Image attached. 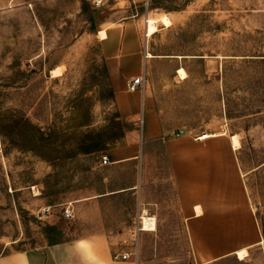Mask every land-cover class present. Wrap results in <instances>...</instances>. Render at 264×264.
<instances>
[{"label": "rangeland", "instance_id": "rangeland-1", "mask_svg": "<svg viewBox=\"0 0 264 264\" xmlns=\"http://www.w3.org/2000/svg\"><path fill=\"white\" fill-rule=\"evenodd\" d=\"M163 14L171 24L145 36L146 19ZM127 19L138 21L140 93L158 132L147 143L143 120L117 112L112 63L101 50L100 31ZM131 131L138 149H160L169 136L236 134L239 147L231 143L263 241L246 247L242 237H213V247L233 242L247 254L203 262L188 237L164 238L157 250H140L138 264H264V0H0V255L80 233L64 204L132 181L133 168L101 162ZM133 204L123 193L104 216L130 218ZM116 240L129 249L138 237Z\"/></svg>", "mask_w": 264, "mask_h": 264}, {"label": "crops", "instance_id": "crops-1", "mask_svg": "<svg viewBox=\"0 0 264 264\" xmlns=\"http://www.w3.org/2000/svg\"><path fill=\"white\" fill-rule=\"evenodd\" d=\"M106 32L107 37L101 38V50L112 63L110 75L117 112L125 121L136 124L143 120L142 142L147 143L158 132L154 116L148 110L146 94L125 89L126 79L143 75L138 21L116 22ZM145 36L148 35L145 33ZM180 68L183 67H178L176 72L184 79L187 73L181 77ZM143 101L146 110L140 118L139 102L141 106ZM203 134L207 133L200 135ZM200 135L169 136L160 149L142 148V145L138 149L135 132H127V144L111 156L104 155L109 158L107 164L115 169L127 165L133 168L132 181L96 194L72 198L64 208L70 206L71 217L82 224L80 233L40 249L2 254L0 264H138L140 250H157L160 239L181 236L190 239L203 262H209L223 254L233 252L236 255L241 248L262 243L239 157L231 143V136L236 134L208 133L207 137L199 139ZM147 158H152L149 159L152 163ZM155 158L161 159L153 160ZM127 192L134 200L133 215L113 223L104 216L105 206ZM39 194L40 191L34 192V195ZM39 198L45 208L50 206V202ZM145 217L154 219L153 228L144 227ZM127 236L138 237V241L129 249L119 247L116 238ZM213 237L221 241V238L242 237L246 247L236 249L233 242L213 247ZM126 251H135V256L125 260L112 258L114 253Z\"/></svg>", "mask_w": 264, "mask_h": 264}, {"label": "bare ground", "instance_id": "bare-ground-1", "mask_svg": "<svg viewBox=\"0 0 264 264\" xmlns=\"http://www.w3.org/2000/svg\"><path fill=\"white\" fill-rule=\"evenodd\" d=\"M158 23H161V24H163L165 26H169L171 24V20L165 14L161 15L159 18H154V17L147 18L146 21H145L146 35L151 36L152 34H154L158 30V27H157ZM99 34H101L99 36H101L102 38L107 37V32H106L105 29H102ZM148 56L152 57V54L148 53ZM179 73H180L181 77H185L186 76V72H185V70L183 68L179 69ZM51 75L52 76H59L60 75L59 68L58 67L57 68H53L51 70ZM207 134L200 135L198 138L199 139H203V138L208 136ZM231 138H232V141H233V145L235 147H239L240 144H239V140L237 138V135H232ZM34 192L38 193L39 190L35 189V187H34ZM148 217L151 218L150 216H148ZM148 217L144 218V227L145 228H151V227L153 228L154 227V219H148ZM236 254H237L239 259H243L246 256L247 251L243 248V249L238 250L236 252Z\"/></svg>", "mask_w": 264, "mask_h": 264}, {"label": "built area", "instance_id": "built-area-1", "mask_svg": "<svg viewBox=\"0 0 264 264\" xmlns=\"http://www.w3.org/2000/svg\"><path fill=\"white\" fill-rule=\"evenodd\" d=\"M126 88L128 91L134 92V91H143L144 89V76H136L133 77L126 82ZM102 164L109 163V158L107 155H102L101 157ZM63 215L65 218H69L72 215V209L70 206H66L63 210ZM141 218V223L143 221V218ZM135 256V251H126V252H116L112 255V258L114 260H125L128 259L130 256Z\"/></svg>", "mask_w": 264, "mask_h": 264}]
</instances>
